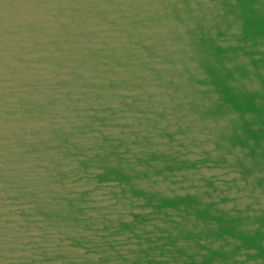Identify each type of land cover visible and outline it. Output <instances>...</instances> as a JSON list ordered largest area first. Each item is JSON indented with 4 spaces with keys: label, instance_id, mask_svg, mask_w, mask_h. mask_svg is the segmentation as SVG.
<instances>
[{
    "label": "water",
    "instance_id": "1",
    "mask_svg": "<svg viewBox=\"0 0 264 264\" xmlns=\"http://www.w3.org/2000/svg\"><path fill=\"white\" fill-rule=\"evenodd\" d=\"M0 264H264V0H0Z\"/></svg>",
    "mask_w": 264,
    "mask_h": 264
}]
</instances>
